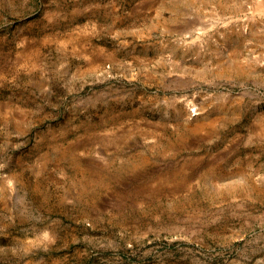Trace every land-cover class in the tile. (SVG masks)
<instances>
[{"label": "rangeland", "instance_id": "rangeland-1", "mask_svg": "<svg viewBox=\"0 0 264 264\" xmlns=\"http://www.w3.org/2000/svg\"><path fill=\"white\" fill-rule=\"evenodd\" d=\"M0 264H264V0H0Z\"/></svg>", "mask_w": 264, "mask_h": 264}]
</instances>
